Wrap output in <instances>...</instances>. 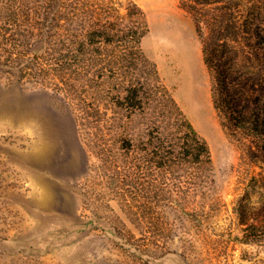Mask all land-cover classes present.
<instances>
[{"label": "rangeland", "instance_id": "374dc122", "mask_svg": "<svg viewBox=\"0 0 264 264\" xmlns=\"http://www.w3.org/2000/svg\"><path fill=\"white\" fill-rule=\"evenodd\" d=\"M131 1L146 16L145 54L210 146L208 218L182 222L159 209L157 172L151 188L136 168L123 172L126 185L117 184L113 164L98 155L100 131L81 123L66 93L0 72V264H264V163L244 154L251 138L221 125L204 62L206 30L183 0ZM262 40L241 34L239 45H229L235 72L252 77L258 91ZM134 121L137 145L144 133ZM113 134L104 130L103 144L116 152Z\"/></svg>", "mask_w": 264, "mask_h": 264}, {"label": "trees", "instance_id": "16d2710c", "mask_svg": "<svg viewBox=\"0 0 264 264\" xmlns=\"http://www.w3.org/2000/svg\"><path fill=\"white\" fill-rule=\"evenodd\" d=\"M262 1L183 4L207 32L204 62L214 78L213 105L222 127L251 138L250 147L241 146L244 154L264 163V87L258 91L252 77L237 75L229 56L230 43L239 45L241 34L264 43ZM148 32L145 13L131 0H0V72L66 93L83 113L81 123L100 131L98 155L113 164L117 184L126 185L123 172L136 168L149 175L151 188L157 172L159 209L164 205L182 222L202 224L215 192L210 146L145 54ZM134 119L144 133L137 145ZM106 129L114 133L116 152L103 144ZM192 203L198 210H190Z\"/></svg>", "mask_w": 264, "mask_h": 264}]
</instances>
